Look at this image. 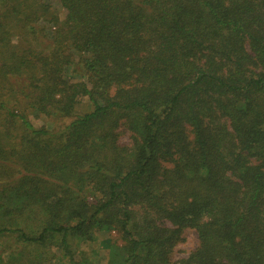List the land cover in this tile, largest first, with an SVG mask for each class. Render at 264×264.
I'll return each instance as SVG.
<instances>
[{"label": "trees", "instance_id": "1", "mask_svg": "<svg viewBox=\"0 0 264 264\" xmlns=\"http://www.w3.org/2000/svg\"><path fill=\"white\" fill-rule=\"evenodd\" d=\"M100 232L105 264H264V0H0V264Z\"/></svg>", "mask_w": 264, "mask_h": 264}, {"label": "rangeland", "instance_id": "2", "mask_svg": "<svg viewBox=\"0 0 264 264\" xmlns=\"http://www.w3.org/2000/svg\"><path fill=\"white\" fill-rule=\"evenodd\" d=\"M54 7L56 5L54 4ZM58 9V7H57ZM60 15L63 16L62 11H59ZM62 18V17H60ZM88 109V105L86 102V98L80 99V103L76 106V112L84 111ZM29 120L32 122L33 125L36 127L44 126L47 128H58L59 126H63L69 119L59 118L54 119L52 117H34L33 115H28ZM121 139L123 141H127V136L122 135ZM107 236L115 238L114 232L107 233V232H100L96 235V240L93 242L82 243L78 240L74 242L72 245V250L74 252V257L78 258L79 252L82 251L84 254L86 253L88 257L93 260L96 264H105L106 262V244L105 240ZM7 241L6 238H0V253L2 256L7 255V250L4 248L3 244ZM16 244L13 240H11L9 246L14 247ZM197 245V237L193 230L185 229L182 231L181 237L177 242L176 246L173 249V253L171 254L172 260H176L178 258L185 257L191 250H193ZM35 250V248H34ZM52 251V250H51ZM55 251V250H53ZM56 252V251H55ZM85 254V255H86Z\"/></svg>", "mask_w": 264, "mask_h": 264}]
</instances>
